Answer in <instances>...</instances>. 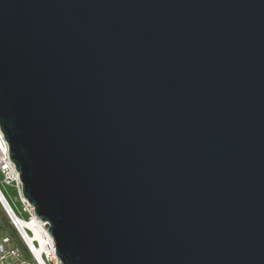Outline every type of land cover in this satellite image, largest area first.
Masks as SVG:
<instances>
[{
    "label": "water",
    "instance_id": "water-1",
    "mask_svg": "<svg viewBox=\"0 0 264 264\" xmlns=\"http://www.w3.org/2000/svg\"><path fill=\"white\" fill-rule=\"evenodd\" d=\"M0 128L62 264H264V0H0Z\"/></svg>",
    "mask_w": 264,
    "mask_h": 264
},
{
    "label": "built area",
    "instance_id": "built-area-1",
    "mask_svg": "<svg viewBox=\"0 0 264 264\" xmlns=\"http://www.w3.org/2000/svg\"><path fill=\"white\" fill-rule=\"evenodd\" d=\"M0 182L15 187L21 210L14 211L0 187V264H62L47 222L40 219L35 208L24 197L20 173L10 158L9 147L0 128ZM6 201L8 208L3 205ZM27 214V218L24 217ZM3 215L7 220H4ZM47 238L41 250L39 236Z\"/></svg>",
    "mask_w": 264,
    "mask_h": 264
},
{
    "label": "rangeland",
    "instance_id": "rangeland-1",
    "mask_svg": "<svg viewBox=\"0 0 264 264\" xmlns=\"http://www.w3.org/2000/svg\"><path fill=\"white\" fill-rule=\"evenodd\" d=\"M0 187L5 194L6 198L10 202V204L17 209L18 211L21 210L22 204L18 197V191L15 187L5 185L2 182H0ZM24 217L27 218V214H24ZM4 220H7L6 217L3 215Z\"/></svg>",
    "mask_w": 264,
    "mask_h": 264
},
{
    "label": "bare ground",
    "instance_id": "bare-ground-1",
    "mask_svg": "<svg viewBox=\"0 0 264 264\" xmlns=\"http://www.w3.org/2000/svg\"><path fill=\"white\" fill-rule=\"evenodd\" d=\"M1 191H2V189H1ZM2 193H3V191H2ZM3 195L5 196L4 193H3ZM0 197L2 198V195L1 194H0ZM5 198H6V196H5ZM7 201H8V199H7ZM2 203H3V205H5L8 208V206L6 204V201L4 199H2ZM9 204H10V202H9ZM10 206L13 208L14 211H16V209L11 204H10ZM39 240H40V244H41V250H44L46 248V240H47V238H44L41 235V236H39Z\"/></svg>",
    "mask_w": 264,
    "mask_h": 264
}]
</instances>
